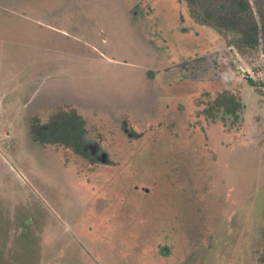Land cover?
<instances>
[{"label": "rangeland", "instance_id": "rangeland-1", "mask_svg": "<svg viewBox=\"0 0 264 264\" xmlns=\"http://www.w3.org/2000/svg\"><path fill=\"white\" fill-rule=\"evenodd\" d=\"M230 39L185 0H0V264H264V52Z\"/></svg>", "mask_w": 264, "mask_h": 264}, {"label": "trees", "instance_id": "trees-1", "mask_svg": "<svg viewBox=\"0 0 264 264\" xmlns=\"http://www.w3.org/2000/svg\"><path fill=\"white\" fill-rule=\"evenodd\" d=\"M185 1L202 23L230 35V42L237 49L261 46L264 52V5H259L264 0ZM248 82L253 84L250 78Z\"/></svg>", "mask_w": 264, "mask_h": 264}, {"label": "flooded vegetation", "instance_id": "flooded-vegetation-1", "mask_svg": "<svg viewBox=\"0 0 264 264\" xmlns=\"http://www.w3.org/2000/svg\"><path fill=\"white\" fill-rule=\"evenodd\" d=\"M80 120V118H79ZM82 120V119H81ZM84 120V125H85V128L87 129V131H89V129L87 128V124H86V120L83 118ZM82 120V121H83ZM49 123H42L40 129H48L49 128ZM67 125V124H66ZM99 125V124H98ZM39 130V129H38ZM75 132V131H74ZM77 132V131H76ZM80 132V131H79ZM78 132V133H79ZM38 134V133H37ZM37 134L34 133V138L33 140L35 139V141H38V142H41V144H44V143H55L57 140H54L55 137L51 138V139H46V138H40V137H37ZM130 135V134H129ZM39 139H42V140H38ZM86 140H84L83 138V134H77V133H74V136L73 137H68V135L66 136L65 138V141H64V144L68 147V148H71L72 150H74L76 153H79L81 155H98L99 156V144H98V147H96V145H94V143H89L87 140H89L88 137H85ZM21 140V138H20ZM31 140V141H33ZM22 141V140H21ZM29 141V140H28ZM33 141V142H35ZM99 141V140H97ZM58 143V141H57ZM103 154H101V157Z\"/></svg>", "mask_w": 264, "mask_h": 264}, {"label": "crops", "instance_id": "crops-1", "mask_svg": "<svg viewBox=\"0 0 264 264\" xmlns=\"http://www.w3.org/2000/svg\"><path fill=\"white\" fill-rule=\"evenodd\" d=\"M44 77H46V76H44ZM81 114V113H80ZM82 115V117L86 120V124H87V128L90 130V131H92V129H91V127H90V124H89V121H88V118H85V115H83V114H81ZM99 124V123H98Z\"/></svg>", "mask_w": 264, "mask_h": 264}]
</instances>
